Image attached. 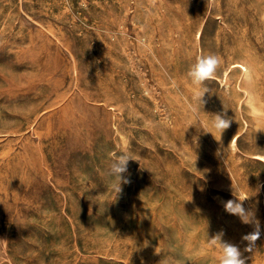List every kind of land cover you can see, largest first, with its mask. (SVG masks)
I'll list each match as a JSON object with an SVG mask.
<instances>
[{
  "label": "rangeland",
  "instance_id": "rangeland-1",
  "mask_svg": "<svg viewBox=\"0 0 264 264\" xmlns=\"http://www.w3.org/2000/svg\"><path fill=\"white\" fill-rule=\"evenodd\" d=\"M219 233L264 264V0H0V264H218Z\"/></svg>",
  "mask_w": 264,
  "mask_h": 264
},
{
  "label": "clouds",
  "instance_id": "clouds-1",
  "mask_svg": "<svg viewBox=\"0 0 264 264\" xmlns=\"http://www.w3.org/2000/svg\"><path fill=\"white\" fill-rule=\"evenodd\" d=\"M222 64L223 59L221 56L217 54H207L197 56L194 64L190 66L186 76L190 78L191 84L195 87V92L192 98L193 102L188 106L193 114L199 112V109L204 102L203 97L205 93L208 92V89L203 87L204 82L215 78L218 69H220ZM230 122V119L225 116L216 114L212 118L211 126L221 134L230 126ZM131 159L132 156L127 152L120 154L118 163L112 166V171L114 173H125ZM124 183H129V181L124 180ZM116 191L119 192L120 188L117 187ZM244 200L245 199L240 198H238V200H228L223 202V206L227 213L237 216L242 223L252 225L253 231L243 235L241 238L242 241L247 242V246L244 250L251 252L256 247V241L260 238L262 231L260 221L256 217L255 211L246 209L243 206ZM222 236L223 233H219L210 240L212 245L219 244L220 254L217 258L218 264H245V258L242 257V252L239 246L234 243L221 242Z\"/></svg>",
  "mask_w": 264,
  "mask_h": 264
},
{
  "label": "bare ground",
  "instance_id": "bare-ground-1",
  "mask_svg": "<svg viewBox=\"0 0 264 264\" xmlns=\"http://www.w3.org/2000/svg\"><path fill=\"white\" fill-rule=\"evenodd\" d=\"M235 143H236V141H235ZM235 143H234V144H235Z\"/></svg>",
  "mask_w": 264,
  "mask_h": 264
}]
</instances>
